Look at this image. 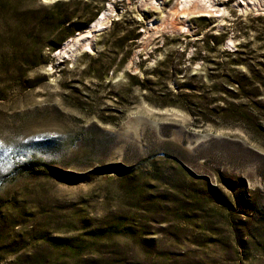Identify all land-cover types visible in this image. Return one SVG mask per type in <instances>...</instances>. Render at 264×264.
Instances as JSON below:
<instances>
[{"label": "rangeland", "instance_id": "rangeland-1", "mask_svg": "<svg viewBox=\"0 0 264 264\" xmlns=\"http://www.w3.org/2000/svg\"><path fill=\"white\" fill-rule=\"evenodd\" d=\"M155 1L0 0V264H264V81L205 79L235 49L264 77V0L182 27L179 0ZM55 2L74 27L51 50L57 32L24 35Z\"/></svg>", "mask_w": 264, "mask_h": 264}, {"label": "trees", "instance_id": "trees-1", "mask_svg": "<svg viewBox=\"0 0 264 264\" xmlns=\"http://www.w3.org/2000/svg\"><path fill=\"white\" fill-rule=\"evenodd\" d=\"M64 3L62 2H55L51 5V7L46 8V11L43 10V14L37 17V23L35 24L34 28L31 29V34L24 35V38L30 39L31 42H37V36L39 33L48 31L49 32H57L58 38L54 40H49V47L51 50H57L60 47V44L65 40L64 38H68L73 34V27L74 24H70L68 18L65 14ZM122 22H112L110 27L108 28V31L110 35L115 34L119 31H124L123 26L121 25ZM86 25V24H85ZM34 32V33H32ZM128 34L121 38L119 41L120 44L126 43L128 40H132L130 43H134V39L137 38L139 35V32L136 34H133V32H127ZM133 34V35H132ZM130 36H132L130 38ZM211 42H213L214 46L218 45V41L216 38L214 40L211 39ZM20 43L23 44V40L20 41ZM224 56L227 58V62H220L216 63V68L211 71L207 77V79H212L210 84V91H214L218 93L219 91H223L224 93H227L229 95L237 96L239 93L241 94H257L258 89L254 87L256 81L263 82L264 77L260 75L259 73L251 70L249 63L243 59L240 58L238 55L241 54V52L238 49H235L233 51H223ZM245 65L248 69L247 72H241L236 69H229L225 68L222 72H217L218 68L222 67H228V66H236V65ZM34 65V64H32ZM218 67V68H217ZM198 75H193V77H197ZM132 78H135V75L132 76ZM139 85L144 88L143 82H138ZM233 84L236 87V90H233L231 88L227 87V84ZM252 85V86H251ZM199 88L197 85H193L192 83L184 80L177 84V89L179 90H196ZM183 95V94H180ZM183 96H186L183 95ZM224 112L226 115H232L235 117L244 118L246 115L241 108L238 107H228L224 109Z\"/></svg>", "mask_w": 264, "mask_h": 264}, {"label": "bare ground", "instance_id": "bare-ground-1", "mask_svg": "<svg viewBox=\"0 0 264 264\" xmlns=\"http://www.w3.org/2000/svg\"><path fill=\"white\" fill-rule=\"evenodd\" d=\"M44 1V0H43ZM50 1H54V0H50ZM150 3L155 4L156 1L155 0H149ZM149 3V2H148ZM147 3V4H148ZM149 3V4H150ZM158 3V2H157ZM142 4V3H140ZM146 4V3H145ZM144 4V5H145ZM108 7L105 8L104 10H102L99 13V16L93 20L89 26L86 28V31L84 32L87 36L86 37H90L93 34L94 30H99L102 27H104L103 25L107 23V21L109 20V18L112 16V10L109 8V4H107ZM111 5V4H110ZM143 5V4H142ZM151 5V4H150ZM179 9H177L175 15V18H177L179 20V22L181 23V27L187 22V18L189 17V15H198V16H207L210 15L214 12L217 11V13L219 12V8L216 6L215 3H212L210 0H179ZM154 7V6H153ZM174 11V10H173ZM221 12V11H220ZM176 14H180L179 16ZM114 15V14H113ZM172 15V14H171ZM170 15V16H171ZM174 17V16H173ZM112 18V17H111ZM172 18V17H171ZM177 21V20H176ZM111 22V21H110ZM180 23H176L173 22L171 23V25L169 26H174L176 24H180ZM152 24V23H151ZM166 24V23H165ZM170 24V22H169ZM187 25V24H186ZM153 26V25H152ZM155 28V27H153ZM168 28V25H167ZM186 28V27H185ZM82 37V36H81ZM85 37V36H84ZM93 37V36H92ZM74 39H78V36L73 37L68 39L63 47L61 49H59L58 53L60 52H65V50L67 49V47H69L70 45L73 44ZM89 39V38H88ZM91 39V38H90ZM82 42V41H81ZM91 42V41H90ZM88 43V42H87ZM86 43V47L88 48ZM77 45V44H76ZM79 45V44H78ZM84 48V47H83ZM90 48V47H89ZM71 49V48H70ZM74 50V49H73ZM67 52V51H66Z\"/></svg>", "mask_w": 264, "mask_h": 264}, {"label": "water", "instance_id": "water-1", "mask_svg": "<svg viewBox=\"0 0 264 264\" xmlns=\"http://www.w3.org/2000/svg\"><path fill=\"white\" fill-rule=\"evenodd\" d=\"M103 28H104V27H102L101 29H103ZM101 29H99V30H94L93 33L96 34V33H98ZM170 29L174 30L175 32L178 31V28H176V25H174V26H170Z\"/></svg>", "mask_w": 264, "mask_h": 264}, {"label": "snow or ice", "instance_id": "snow-or-ice-1", "mask_svg": "<svg viewBox=\"0 0 264 264\" xmlns=\"http://www.w3.org/2000/svg\"><path fill=\"white\" fill-rule=\"evenodd\" d=\"M50 0H44V3H49ZM49 71H51V69H49Z\"/></svg>", "mask_w": 264, "mask_h": 264}]
</instances>
